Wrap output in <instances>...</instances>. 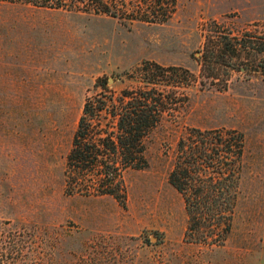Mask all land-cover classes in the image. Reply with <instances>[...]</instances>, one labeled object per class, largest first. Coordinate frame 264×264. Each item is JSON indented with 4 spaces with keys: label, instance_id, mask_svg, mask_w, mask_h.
Masks as SVG:
<instances>
[{
    "label": "rangeland",
    "instance_id": "rangeland-1",
    "mask_svg": "<svg viewBox=\"0 0 264 264\" xmlns=\"http://www.w3.org/2000/svg\"><path fill=\"white\" fill-rule=\"evenodd\" d=\"M201 2L223 7L177 0L164 24H124L0 0V264H264V22L203 18ZM146 63L164 70L150 87L165 108L145 139L146 168L122 175L123 204L66 195L84 103L144 87ZM190 128L244 137L231 231L217 248L185 242L168 179Z\"/></svg>",
    "mask_w": 264,
    "mask_h": 264
},
{
    "label": "trees",
    "instance_id": "trees-1",
    "mask_svg": "<svg viewBox=\"0 0 264 264\" xmlns=\"http://www.w3.org/2000/svg\"><path fill=\"white\" fill-rule=\"evenodd\" d=\"M5 1L24 2L37 9L106 16L124 24H164L177 8V0ZM162 71L158 65L146 63L137 69L139 83L144 87L86 100L66 156V195L111 196L124 203L122 175L146 168L145 139L165 112L164 103L154 97L156 90L150 87ZM166 72L190 75L174 67L166 68ZM176 85L178 82L170 86ZM169 105L166 99V112ZM243 153L244 137L236 130L190 128L178 139L168 179L184 202L185 242L212 248L226 242L237 202Z\"/></svg>",
    "mask_w": 264,
    "mask_h": 264
},
{
    "label": "crops",
    "instance_id": "crops-1",
    "mask_svg": "<svg viewBox=\"0 0 264 264\" xmlns=\"http://www.w3.org/2000/svg\"><path fill=\"white\" fill-rule=\"evenodd\" d=\"M223 7L212 12L203 9V2L200 3L202 17H210L215 20L224 18L236 21L240 24H256L264 22V0H220Z\"/></svg>",
    "mask_w": 264,
    "mask_h": 264
}]
</instances>
